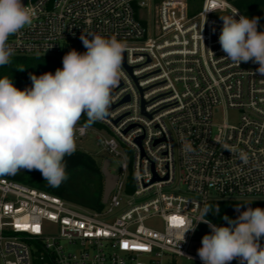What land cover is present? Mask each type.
<instances>
[{
  "label": "built area",
  "instance_id": "built-area-1",
  "mask_svg": "<svg viewBox=\"0 0 264 264\" xmlns=\"http://www.w3.org/2000/svg\"><path fill=\"white\" fill-rule=\"evenodd\" d=\"M189 1L26 0L36 16L9 37L12 57L60 58L63 45L90 34L126 45L109 115L94 126L80 123L88 120L82 114L74 139L92 131L116 158L123 147L132 151L135 189L125 195L126 162L100 211L0 177L1 264H167L169 255L202 264L188 249L207 224L180 241L171 218L195 225L214 198L264 201V75L257 63L232 62L219 43L220 17L243 14L226 0H201L190 16ZM143 9L148 28L137 18ZM215 107L237 111L238 120L213 124ZM154 220L160 229L148 225ZM45 223L57 227L56 237L45 235Z\"/></svg>",
  "mask_w": 264,
  "mask_h": 264
},
{
  "label": "clouds",
  "instance_id": "clouds-1",
  "mask_svg": "<svg viewBox=\"0 0 264 264\" xmlns=\"http://www.w3.org/2000/svg\"><path fill=\"white\" fill-rule=\"evenodd\" d=\"M221 16L223 26L219 43L225 57L237 65L252 61L264 75V31H258L259 17L246 15ZM36 16L34 9L22 0H0V66L11 63L14 49L9 37L30 26ZM86 51H69L62 59V68L55 73L31 75L32 86L23 90L7 76L0 77V176L15 175L20 170H37L53 187L68 179L65 157L76 151L74 128L82 114L91 124L109 115L112 90L122 76L126 45L116 37L99 34L81 35ZM21 71L24 68H19ZM191 151L190 143H185ZM241 158L246 156L241 153ZM250 204V203H248ZM236 219L223 217L228 226H217L206 217L205 206L193 225L183 221L178 233L180 241L194 231L197 223L209 225L210 234L202 238L197 250L202 264H264V208L241 205L235 209Z\"/></svg>",
  "mask_w": 264,
  "mask_h": 264
},
{
  "label": "trees",
  "instance_id": "trees-1",
  "mask_svg": "<svg viewBox=\"0 0 264 264\" xmlns=\"http://www.w3.org/2000/svg\"><path fill=\"white\" fill-rule=\"evenodd\" d=\"M226 1L233 4L243 15L249 18L259 17L258 31H264V0ZM68 51L69 48L65 50L60 58L12 57L10 64L0 66V77L7 76L12 79L15 87L20 90L31 87V75L39 76L45 72L54 74L56 69L62 65V59ZM19 68L24 69L21 71ZM80 123L97 126L95 123L89 124L88 120L83 117ZM65 160L68 179L58 187L49 185L37 170H20L15 175H2L0 177L58 196L82 208L93 211L102 210L104 207L102 197L105 183L101 172L103 163H98L90 155L77 150L72 156L65 157ZM239 204L241 205V211L246 210L249 206L252 208H264V201L218 199L208 203L207 206H210L213 211L219 206V213L210 211L206 218L217 226H228L227 221L223 217L227 216L233 220L236 219L239 213L235 209Z\"/></svg>",
  "mask_w": 264,
  "mask_h": 264
},
{
  "label": "rangeland",
  "instance_id": "rangeland-1",
  "mask_svg": "<svg viewBox=\"0 0 264 264\" xmlns=\"http://www.w3.org/2000/svg\"><path fill=\"white\" fill-rule=\"evenodd\" d=\"M188 3L189 5H191L190 16H193L194 14H196L200 10L201 5H202L201 0H190ZM136 14H137V18H139L142 24L146 28H148L150 25V17L147 13V10L145 9L141 11L138 10ZM63 47L65 50L68 48H69V51L75 49L76 51L80 53H83L86 51V48L84 47L82 42L66 43V45H63ZM62 67H63V64L59 68H62ZM238 118H239V113L237 111L223 109V107H215L213 109V124L217 126L223 124L225 121H228L231 124H235ZM214 132H216V129H214ZM75 143H76L77 151L90 155L98 163H101V162L103 163L105 160H109L110 161L109 171L113 175H121L120 164L122 162H126L128 166V172L126 174L128 192L125 193V195L127 197L131 195V193L135 189L134 153L132 151L123 147L122 151L124 153V158H116L115 156L109 154L108 152L103 151V148L98 145L99 142L97 140V135L92 131H89L86 138L80 141H77ZM216 200L218 199L214 198L210 202L216 201ZM127 201H128L127 198H123L122 207L121 209L116 211L115 215H118L120 213V211L125 207ZM247 201H263V200H247ZM148 225H150L151 227H155L157 229L161 228V222L159 220H154L152 222H149ZM210 233H211V229L209 228L208 224L207 225L200 224V226L197 228L195 238L192 241L188 249V254L199 258V256L197 255V250L202 246V243H201L202 238L204 235L210 234ZM45 235L50 236V237H56L58 235L57 227L54 225L45 223ZM260 243L262 246H264V238H261ZM61 245H63L65 250L68 252H73V253L79 252L78 246L77 247L69 246L67 243L63 241L61 242ZM0 264H1V261H0ZM167 264H200V263L197 261L187 260L186 258H183V257L169 255L167 256ZM231 264H239V261L233 260Z\"/></svg>",
  "mask_w": 264,
  "mask_h": 264
},
{
  "label": "water",
  "instance_id": "water-1",
  "mask_svg": "<svg viewBox=\"0 0 264 264\" xmlns=\"http://www.w3.org/2000/svg\"><path fill=\"white\" fill-rule=\"evenodd\" d=\"M26 0H22V3L25 4ZM124 54H123V64L125 65V60H124ZM126 66V65H125ZM129 71H131L129 68H127ZM109 165L110 161L105 160L102 164L101 167V172L104 177L105 183H104V190H103V197H102V203L106 204L110 194L115 188V185L117 183L118 177L116 175H113L109 171Z\"/></svg>",
  "mask_w": 264,
  "mask_h": 264
},
{
  "label": "snow or ice",
  "instance_id": "snow-or-ice-1",
  "mask_svg": "<svg viewBox=\"0 0 264 264\" xmlns=\"http://www.w3.org/2000/svg\"><path fill=\"white\" fill-rule=\"evenodd\" d=\"M171 219H172V223H173V224H179V225H180V224L183 223V220H182V219H179L178 217L173 216ZM17 227H18V228H19V227H25V228H27L28 225H23V226H21V225L18 224ZM33 230L39 232V231H40L39 225L34 226ZM86 235H87V233H86ZM105 235H107V233H105ZM123 247L127 248L128 245L125 243V244L123 245Z\"/></svg>",
  "mask_w": 264,
  "mask_h": 264
}]
</instances>
